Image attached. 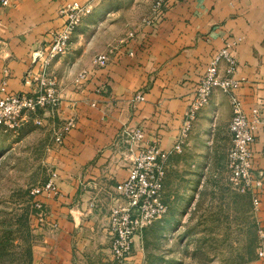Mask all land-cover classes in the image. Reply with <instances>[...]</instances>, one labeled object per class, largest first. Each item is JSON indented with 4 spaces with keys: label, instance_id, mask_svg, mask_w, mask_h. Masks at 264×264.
<instances>
[{
    "label": "crops",
    "instance_id": "crops-1",
    "mask_svg": "<svg viewBox=\"0 0 264 264\" xmlns=\"http://www.w3.org/2000/svg\"><path fill=\"white\" fill-rule=\"evenodd\" d=\"M68 1L11 0L0 7V83L5 80L8 91H32L25 75L40 71L34 56L49 52L53 33L64 24L61 9ZM78 1H91L93 11L75 29L69 51L54 57L49 67L65 92L56 114L46 115L44 123L51 127L74 116L76 124L51 153L60 195L40 197L53 205L49 220L54 228L38 264L109 263V214L123 201L117 185L128 177L132 165L123 128L141 127L145 142L172 149L197 86L227 43L238 60L234 76L242 80L237 93L245 111L261 105V123L251 148L254 172L264 174V0H169L157 18L152 11L155 0ZM130 32L135 36L125 46L121 40ZM110 46L122 49L107 66L93 67L92 75L77 85V74L92 68L94 57ZM225 67L222 62L221 72ZM98 87L103 89L97 91ZM138 92L145 100L133 104ZM231 117L229 95L215 88L198 111L183 151L173 152L166 161V203L173 196L174 171L181 160L189 168L204 166L217 158L216 153L223 157L232 144ZM259 195L260 204L254 208L264 227V183ZM106 200L113 203L107 207ZM252 264H264V258Z\"/></svg>",
    "mask_w": 264,
    "mask_h": 264
},
{
    "label": "rangeland",
    "instance_id": "rangeland-1",
    "mask_svg": "<svg viewBox=\"0 0 264 264\" xmlns=\"http://www.w3.org/2000/svg\"><path fill=\"white\" fill-rule=\"evenodd\" d=\"M63 120L50 127L29 117L17 130L0 126V264H38L46 251L54 208L45 202L37 207L30 190L55 168L54 133ZM228 150L204 166L187 168L181 160L168 213L137 237L127 261H118L111 250L108 264H252L264 242L262 226L251 198L229 184Z\"/></svg>",
    "mask_w": 264,
    "mask_h": 264
},
{
    "label": "built area",
    "instance_id": "built-area-1",
    "mask_svg": "<svg viewBox=\"0 0 264 264\" xmlns=\"http://www.w3.org/2000/svg\"><path fill=\"white\" fill-rule=\"evenodd\" d=\"M11 0H0V7L9 5ZM169 0H155L153 4L154 18L162 16L168 7ZM93 11L91 1L81 2L71 0L61 9L64 24L53 33V39L47 54L36 53L34 58L41 63L38 72L29 70L25 75V82L32 86L29 92H10L6 81L0 83V126L13 130L21 127L22 123L32 117L38 125L44 124L46 115L54 116L62 101L60 85L57 77L50 70V62L57 55L68 51L75 29L83 19ZM143 22L153 24L151 18H144ZM135 36L130 32L126 40L121 42L125 46ZM227 43L212 59L207 72L197 86L194 99L190 104L181 128L180 137L170 150H163L157 142H145V132L141 127L127 126L122 130V136L129 144L132 153V165L128 177L117 185V191L122 203L114 205L109 214V231L112 237V254L120 262L131 257L133 245L137 237L155 220L168 213V204L164 198V182L166 178V161L173 152H182L194 119L202 106L210 100L215 88H220L230 97L232 117L229 131L232 144L226 157L228 181L234 190L251 197L253 205L260 204V191L264 183V174H256L253 169L252 145L256 139V132L261 123V105L258 104L247 113L243 101L237 90L242 80L235 78L238 60L229 50ZM122 47L110 46L106 52L97 54L92 61V68L81 70L75 83L81 85L92 75L95 68L105 67L112 57ZM130 54H132L130 52ZM226 63L221 72L220 65ZM103 87H98L97 91ZM145 95L138 92L132 99L133 104L144 101ZM76 119L70 116L62 121L54 133L55 141L63 143L66 135L75 127ZM58 173L50 172L49 178L42 184L34 185L30 195L37 207H43L44 201L40 197H58ZM264 238V228H260ZM258 257L264 258V242L258 248Z\"/></svg>",
    "mask_w": 264,
    "mask_h": 264
}]
</instances>
